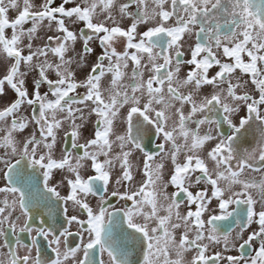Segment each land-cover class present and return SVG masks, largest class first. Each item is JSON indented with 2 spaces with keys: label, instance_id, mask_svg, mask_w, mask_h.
<instances>
[{
  "label": "snow or ice",
  "instance_id": "6c2138e0",
  "mask_svg": "<svg viewBox=\"0 0 264 264\" xmlns=\"http://www.w3.org/2000/svg\"><path fill=\"white\" fill-rule=\"evenodd\" d=\"M70 2L74 6L66 7ZM116 3L62 0L53 6L54 0H43L34 10L32 0H0V68L4 70L0 97L7 94L6 86L14 92V99L0 108V193L5 194L0 235H5L6 222L16 233L17 223L10 219L9 209L18 205L25 217L19 231L31 233L28 219L33 209L39 211L43 202L51 214V205L63 201L67 223L78 225L80 243L69 245L73 233L68 228L58 235L52 226L36 228L32 245H37L40 236L48 240L55 253L50 264H67L70 258L73 264H96L97 247L101 256L107 254L108 264H131L130 241L141 250L139 264H159L160 257L164 264H221L222 260L264 264V175L259 181L241 179L245 169H262L253 167L255 150L238 153L233 146L253 114L264 124L260 111L264 105V0H152L155 7L151 9L148 0H127L119 4V18L112 13ZM132 5L135 11L129 10ZM98 7L106 15L94 21ZM10 12L15 16L10 17ZM125 18L130 19L127 25L122 23ZM66 21L83 27L73 31ZM45 27L55 34H46V41L37 45ZM78 40L83 41L80 52L75 50ZM93 40L99 42L102 52L85 78L78 80L79 66L94 52ZM214 66L218 71L210 75ZM185 67L188 70L181 76ZM237 70L242 74L239 77ZM33 73L30 93L27 82ZM243 74L249 76L258 98L247 90ZM105 77H109L107 87L102 86ZM44 85L47 91L41 92ZM80 88L85 91L78 92ZM205 88L211 90L202 94ZM240 102L248 115L240 117L237 125L231 116ZM24 105L32 109L30 118L21 113ZM121 110H125L122 118ZM217 110H222L223 121L231 129L227 136L213 135L212 126L221 127L213 118ZM93 115V130L85 136ZM121 119L124 127L117 130ZM33 123L36 127L27 131ZM203 125L209 127L201 134ZM145 132L149 144L153 132L162 138L163 142L156 143L159 152L146 150ZM69 137L71 149H62L57 157L58 139ZM213 140L217 142L202 158L201 150ZM134 152L143 156V179L135 188L134 171L139 169L131 160ZM181 152L185 156L182 162L178 161ZM157 156L161 162L153 165ZM166 157L173 166L167 180ZM258 158L264 162V129ZM206 160L214 162L213 169ZM117 165L119 171L114 175ZM85 170L93 174L85 176ZM55 172L63 173L57 184L52 183ZM62 185L69 189L67 195L58 191ZM170 186L175 189L171 193L167 191ZM193 188L195 191L190 190ZM253 189L259 201L253 198ZM89 196L98 197L95 207ZM110 196L130 201L131 206H113L108 202ZM69 202L79 214L68 215ZM182 205L185 211H181ZM230 217L234 229L218 223ZM252 225L257 227L252 229ZM257 241L254 254L246 255ZM221 242L225 250L235 248L238 254H209ZM16 243L20 246L19 238ZM7 247L0 264H45L38 248L33 258L27 246L28 255H18ZM190 251L193 255L186 260ZM81 252L83 258H78Z\"/></svg>",
  "mask_w": 264,
  "mask_h": 264
},
{
  "label": "flooded vegetation",
  "instance_id": "af4514ba",
  "mask_svg": "<svg viewBox=\"0 0 264 264\" xmlns=\"http://www.w3.org/2000/svg\"><path fill=\"white\" fill-rule=\"evenodd\" d=\"M43 2V0H32V3L34 5V10L38 9L40 4ZM75 2H79V0H75ZM127 2V0H117L116 5L112 8V13L114 16L118 17V8H119V4L121 3H125ZM60 3H62V0H54V4L53 6H57ZM22 6V5H21ZM74 3L70 2L69 4L66 5V7H73ZM170 5H166V7H169ZM155 7V5L152 3V0H148V8L151 9ZM130 11H135L136 10V6L132 5L131 8L129 9ZM15 12H10L9 15L10 17H14L15 16ZM101 14V15H100ZM104 15H106V13H100L99 8H97V16L94 18V21H100L104 19ZM100 16L103 18L101 19ZM66 23L68 24V26L70 27L71 30L73 31H79L80 28L83 27L82 23H76V24H72L69 21H66ZM123 24L127 25L130 23V19L129 18H125L122 22ZM47 24V22L45 21V25ZM30 26V22L29 24L25 25V27H29ZM140 30H144L143 26L140 27ZM88 30L85 29V32H87ZM8 34L10 35L11 30L8 29L7 30ZM53 35L55 34L52 31H48L47 28L45 27L44 30L40 31L39 33V38L35 41V43L37 45L42 44L43 42L46 41L47 39V35ZM45 39V40H44ZM194 39V37H193ZM90 46L94 49V52L89 54L86 57V61H88V64L85 65H81L82 66V77H79V75H76V79L78 80H83L87 74V72L90 70L91 65L93 63L96 62V57L102 52V49L99 45V42L96 40H93L92 42H90ZM118 50H121V46L117 45ZM83 48V41L82 40H78L77 43L75 44V50L76 52H80ZM187 48V43L185 44V49ZM69 56H73L74 53L73 52H69L68 53ZM187 58V57H185ZM247 59V57L245 58ZM105 64H107V61H105ZM187 67L182 69L181 72V76H183L186 71H187ZM216 71H218V67L214 66L212 69H210V75L214 74ZM239 71V70H238ZM4 74V70L2 68H0V76H2ZM239 75V73H237ZM35 76V73L29 75L28 77V88H29V92L31 93L32 91V81L33 78ZM243 80H247L248 81V85H247V90L249 91V93L251 95H253L255 98H258V91L255 90L254 85L251 84L250 78L247 74L243 75ZM235 83V82H234ZM7 94L0 97V108H3L4 106H6L12 99H14V92L10 89V87H7ZM211 89L210 88H205V92H203L202 94H206V92H209ZM47 91V85L42 86L41 88V92ZM85 90L83 88L78 89V92L83 93ZM184 91H187V89H184ZM197 99H199V97H197ZM229 102V101H228ZM230 104H232L231 102H229ZM233 107L236 106L235 102H233L232 104ZM188 111V108H186V112ZM260 111L261 114L264 115V105L260 106ZM21 113L26 116V117H31L32 114V109L29 108L28 106L24 105L21 107ZM125 114V110H121V118L123 117V115ZM223 115L224 113L222 112V110H217L214 114H213V118L215 120H219L221 122V127L219 129H216L215 126L213 125V133H223V135L227 136L229 134H231V129L229 128V126L223 121ZM247 109L246 106L244 105L243 102H240V106L238 111L233 114L231 116V119L233 120V123L235 124H239V118L240 117H244L247 116ZM174 119V118H173ZM96 117L95 115L91 116L89 119V122L87 124V131L84 133L85 136H89L93 130V126L95 123ZM10 122V120H9ZM34 124V123H33ZM172 125V121L169 122V127H171ZM191 127H194V125H190ZM34 127L35 124H34ZM124 127L123 123H122V119L121 122L117 123V130H122ZM145 127H147L145 125ZM208 125H203L201 126V134H203L204 132H206L208 130ZM67 128V125H65V129ZM264 129V124H261L260 121H257L255 119V116L253 114L252 119L249 120V123L245 125V127L243 129H241L240 133L238 134L237 139L234 141V148L237 150L238 153H243L245 149H247L249 152H253V150H255V155H256V159L254 161H252L253 163V167L257 168V169H262V171L257 172V171H253L252 169H245V171L243 172V174L241 175V179H255L257 181H259V179L261 178L262 175H264V162H261L259 160V145L261 143V130ZM59 137H63V131H60L58 133ZM148 136L149 133L145 132L143 134V142L148 145L147 147V151L150 152H159V149L156 148V143L157 142H163L162 138L160 137H156L154 132L152 134V143L149 144L148 143ZM182 141L178 140L177 143H180ZM216 140L213 141H209L207 142L209 147L206 149V152H208L216 143ZM207 147V144L205 145V147L202 149L204 150ZM64 148H68L69 150L71 149V140L70 137L69 138H64V139H58L56 148H55V155L57 157H59L61 150ZM168 148H170V144L166 145V151L168 150ZM2 151V150H0ZM201 157H205L206 153H201L200 152ZM100 159H103V157H101ZM185 159L184 153L181 152L178 155V161L182 162ZM131 160L133 161L134 165L136 166L137 171H134V176H135V180L133 181V187H137L139 181H141L143 179V156L140 152H134L133 156L131 157ZM160 157L157 156L156 158H154V160L152 161L153 165H155L156 163H160ZM163 162H166L165 164V169H164V178L165 180L168 179V173L169 171L172 169V164L170 162V159H168L167 157L164 158ZM206 163L209 167V169H213L214 167V162H211L210 160H206ZM55 171V170H54ZM119 171V166L117 165L116 169L114 170V175L116 172ZM93 174L90 170H85L84 171V175H91ZM197 175L199 174L198 172L196 173ZM63 173L60 172H55V179L53 180V184H57V182H59L62 179ZM99 183V182H97ZM3 185V179L0 178V186ZM175 189L173 187H169L167 189V191L169 193L173 192ZM192 191H195V189H190ZM238 190V187L237 189ZM58 191H60L61 196L67 195L69 189L67 188L66 185H62L58 187ZM109 191H111V187L109 189ZM252 195L253 198L256 199L257 201H259L260 196L257 193V191L255 189L252 190ZM5 199V194L0 193V207H3V203L2 201ZM89 202L91 203V205L93 207L96 206L97 201H98V197H92L89 196ZM52 200L56 201V198L53 197ZM8 201L9 204L12 203V197L9 194L8 195ZM108 202L110 204H112L113 206H119L121 204H124L125 206H131V202L130 201H121L120 198L117 197H109L108 198ZM65 204L63 201H56L54 205H51V214H49L48 208L44 207V203L42 202L39 205V211H37L35 208L33 209V215L31 216V218L28 219V225L29 227H31L33 229V232L29 233V232H21L19 231V228L21 226H23L25 217L21 214V211L18 207V205L15 207V209H9V211H11V217L10 219L14 222L17 223V228H16V233L13 234V230L11 228L8 227L7 222L3 225L4 230H5V235H0V258L4 257L5 254L8 252V247L7 245H10L12 250L17 252L18 255H28V251L27 248L25 246H27L28 248H31V256L33 258H35L36 256V251L37 248L40 250V252L42 253V259L45 261V264H50V260L55 258V253L52 252L51 247H49V243L48 240L45 239L43 236L37 237V245L33 246L32 245V236L35 235V229L39 228V227H48V226H52L53 230L56 231L57 235L59 234V231H62L64 228H68L73 235L71 237L68 238L69 241V245L70 246H75V244L80 243V238L79 236L76 235L77 232V228L78 225L73 223L71 225H69L67 223L66 220V216L64 214V209ZM213 208H215V203H213L212 205ZM241 208L244 207V205L240 206ZM68 208V215H73V214H79V210H75L73 209V205L71 204V202L68 203L67 205ZM257 210H260L261 205L259 203H257L256 205ZM148 210V209H146ZM186 209L183 207V205L181 206V211H185ZM40 212H43V216L40 215ZM7 214V213H6ZM163 214V213H161ZM81 218H83V216H81ZM42 220H45L46 223H41ZM234 218H229L227 220L224 221H219L218 223L223 225L225 227V229L232 227L233 229L235 228V225L233 223ZM257 226L256 225H252L251 228L255 229ZM248 230H246L245 232V236L247 235ZM235 233L233 232V235ZM17 238H19L20 240V246H17ZM87 241V237L85 236V242ZM5 242H7V245L5 244ZM54 246V245H53ZM258 247V241L255 242L251 248L247 249L246 251V255H253L254 251L253 249ZM129 250H130V256L129 259L131 261V264H139V257L141 256V250L139 248L138 244L133 245L132 242H129ZM61 251H63V241L61 242ZM214 251H221L223 256H227V255H237L238 254V249L235 248H231L229 247L228 249H224L223 247V242H221V244L219 246H215L213 248H211L209 250V254H211ZM193 255V253L190 251L188 253H186L185 255V259L188 260L191 258V256ZM78 258H83L82 256V252L77 254ZM96 261V264H99L100 260L103 259L104 260V264H108V257L107 254L104 253L103 256H101V253L99 251V248L97 247V249L95 250V255L93 257ZM172 259L175 258L174 254L171 255ZM67 264H73L72 259L70 258L67 261ZM159 264H164V259L163 257H160L159 259ZM221 264H227L226 260H222Z\"/></svg>",
  "mask_w": 264,
  "mask_h": 264
},
{
  "label": "rangeland",
  "instance_id": "374dc122",
  "mask_svg": "<svg viewBox=\"0 0 264 264\" xmlns=\"http://www.w3.org/2000/svg\"><path fill=\"white\" fill-rule=\"evenodd\" d=\"M99 8V7H98ZM99 10H100V8H99ZM100 13H102L101 11H100ZM101 15V14H100ZM100 18L101 19H103L101 16H100ZM45 40V39H44ZM50 57H51V54H50ZM244 58H246V56L244 57ZM83 64H85V65H87L88 64V61H86L85 60V62L83 63ZM83 64H81V65H83ZM79 66V69L77 70V74L79 75V77H82L83 76V74H82V66ZM237 73H239V75L237 74ZM237 73H236V76L237 77H239V76H241L242 74L237 70ZM243 75H245V74H243ZM108 82H109V77H105L104 78V80L102 81V86L103 87H107V85H108ZM128 81L127 80H125V83H127ZM233 82H236L235 81V77H233ZM203 92H205V89L203 90ZM208 92H206V94H207ZM229 102H231L232 104H233V102L232 101H230L229 100ZM173 111H174V109H173ZM185 112H186V108H185ZM174 119H175V117H174ZM169 122H171V121H169ZM35 127H34V124H32L31 126H30V128L27 130V131H32L33 129H34ZM25 134H27V132L25 133ZM217 133H213V135H216ZM0 135H2V133H0ZM181 141V140H180ZM207 144V147L204 149V150H201V153H207L206 152V149L209 147V145H208V143H206ZM161 162V161H160ZM164 164H166V162H163Z\"/></svg>",
  "mask_w": 264,
  "mask_h": 264
}]
</instances>
